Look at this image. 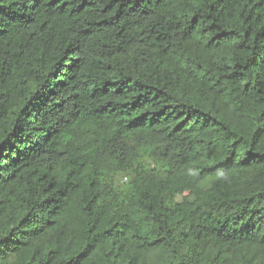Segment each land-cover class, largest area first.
<instances>
[{
	"label": "trees",
	"instance_id": "16d2710c",
	"mask_svg": "<svg viewBox=\"0 0 264 264\" xmlns=\"http://www.w3.org/2000/svg\"><path fill=\"white\" fill-rule=\"evenodd\" d=\"M0 264H264V0H0Z\"/></svg>",
	"mask_w": 264,
	"mask_h": 264
}]
</instances>
